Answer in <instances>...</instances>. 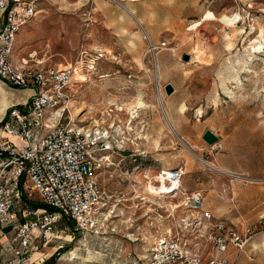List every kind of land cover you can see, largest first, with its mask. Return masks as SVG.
I'll return each instance as SVG.
<instances>
[{"label":"rangeland","instance_id":"obj_1","mask_svg":"<svg viewBox=\"0 0 264 264\" xmlns=\"http://www.w3.org/2000/svg\"><path fill=\"white\" fill-rule=\"evenodd\" d=\"M138 6L154 39L140 22L135 37L121 35L93 16L91 5L76 3L42 4L18 32L16 64L24 58L29 65H80L85 79H73L69 109L80 125L106 128L111 143L97 171L107 203L98 230L81 231L62 217L56 237L38 241L40 258L44 263L60 250L53 264H145L151 243L168 235L210 250L201 234L208 223L185 210L184 193L153 197L143 190L147 175L154 182L155 174L179 166L182 186L204 192L210 223L255 226L237 264H264V0ZM166 83L174 87L170 94ZM157 86L175 132L164 121ZM206 129L218 136L215 143L202 138ZM29 191L21 208L40 201Z\"/></svg>","mask_w":264,"mask_h":264},{"label":"built area","instance_id":"obj_2","mask_svg":"<svg viewBox=\"0 0 264 264\" xmlns=\"http://www.w3.org/2000/svg\"><path fill=\"white\" fill-rule=\"evenodd\" d=\"M35 1L0 0V79L33 91L0 118V237L7 240V246H0V264L43 263L38 241L46 245L56 237L58 220L66 217L76 229L97 231L107 204L97 171L103 165L102 152L111 146L109 134L101 125H80L72 115L68 102L73 66L13 60L18 32L38 12ZM161 173L166 184H176L168 193H184L185 210L208 223L201 234L210 250L163 236L151 243L145 264H237L245 245L257 235L255 226H234L221 219L210 223L214 214L205 194L199 188L184 189L182 167ZM27 189L39 195L40 205L20 207Z\"/></svg>","mask_w":264,"mask_h":264},{"label":"crops","instance_id":"obj_3","mask_svg":"<svg viewBox=\"0 0 264 264\" xmlns=\"http://www.w3.org/2000/svg\"><path fill=\"white\" fill-rule=\"evenodd\" d=\"M35 2H36V9L38 12L33 18H35L42 11L43 9L41 7L42 4L48 6H54V7L65 6L72 3H76L77 5L88 4L91 5L93 8V16L100 17L102 21L107 23V25L110 28H113L117 33L121 35L129 34L130 36L135 37V35L133 34L131 35V33L137 31L136 28H137V23L139 21L141 24H145L146 27L148 28V34L150 35V38L152 39L155 38V33L151 29L149 30L150 25L145 15L141 11V8H139L138 6V0L136 1L135 0H36ZM119 2L120 4H118ZM18 35L19 34H17L16 39H18ZM16 41H15V47H16ZM133 65L135 66L136 69L139 70L146 68L145 64L139 62H135ZM32 92L33 91L30 88L9 86L5 81L0 79V112H2L1 117L5 115L7 108L10 105L19 104L26 101L29 98V96L32 94ZM183 186L184 189H186L187 191L193 190L191 189V187L185 185ZM34 203H40V202L36 201ZM35 205H40V204H35ZM6 242H7L6 238L4 236H1L0 246L1 245L4 247L7 246ZM39 264H43V263H39Z\"/></svg>","mask_w":264,"mask_h":264},{"label":"bare ground","instance_id":"obj_4","mask_svg":"<svg viewBox=\"0 0 264 264\" xmlns=\"http://www.w3.org/2000/svg\"><path fill=\"white\" fill-rule=\"evenodd\" d=\"M120 4V2L118 3ZM124 7V6H123ZM126 8V7H125ZM124 8V9H125ZM126 10V9H125ZM124 10V11H125ZM129 11V10H128ZM132 12V11H131ZM129 13V12H128ZM134 17V16H133ZM136 20V19H135ZM137 21V20H136ZM139 23V21H138ZM122 25V24H121ZM120 28V27H119ZM122 30V29H121ZM143 35H145L146 38L147 37V34L145 31H143ZM155 47V44H150L149 46V49L152 50L154 49ZM92 62V61H91ZM92 68V67H91ZM80 65L78 64L75 68H74V78L75 79H80V80H84L85 77H84V74H82L80 72ZM154 75L157 77L158 76V72H157V66L155 65V69H154ZM156 91H157V101L158 103L160 104V108L162 110V114L164 116V121L167 123V126L169 128L170 131L172 132H175L174 131V126H172L171 124V118H169L168 116V113L166 112V109L163 107V104H162V98H161V91L159 90V87L157 86L156 87ZM131 117H134L133 114H131ZM172 117V116H171ZM173 120V119H172ZM165 123V124H166ZM197 158L205 163L206 165H209L217 170H221V168H217L213 163H211L210 161H207V160H204L202 157L200 156H197ZM146 174V173H144ZM148 174V173H147ZM147 177V181H145V183L143 184V190L150 196H157V197H163L165 196L166 193L170 192L171 190L175 189V186L176 184L175 183H170V184H166L165 183V180H164V177L162 176V173L160 172L159 174H155L154 178H153V181L156 182V184L154 182H152V178L151 176H146ZM168 198V197H167ZM170 202V200H169ZM167 203V202H166ZM170 205V204H169ZM177 205V204H176ZM174 205V206H176ZM172 209V208H171Z\"/></svg>","mask_w":264,"mask_h":264},{"label":"water","instance_id":"obj_5","mask_svg":"<svg viewBox=\"0 0 264 264\" xmlns=\"http://www.w3.org/2000/svg\"><path fill=\"white\" fill-rule=\"evenodd\" d=\"M183 59H188V55L184 54ZM164 90H165L166 94H170L173 92L174 87L171 83H166L164 85ZM202 138L209 144H213L218 140V136L210 129H206L203 132Z\"/></svg>","mask_w":264,"mask_h":264},{"label":"trees","instance_id":"obj_6","mask_svg":"<svg viewBox=\"0 0 264 264\" xmlns=\"http://www.w3.org/2000/svg\"><path fill=\"white\" fill-rule=\"evenodd\" d=\"M30 203H31V204H41V203H34V202H30ZM58 252H60V250H59ZM58 252L53 253V254L50 256V258H49L48 260H46L43 264H53V263H54V259H55V257H56V255H57Z\"/></svg>","mask_w":264,"mask_h":264}]
</instances>
